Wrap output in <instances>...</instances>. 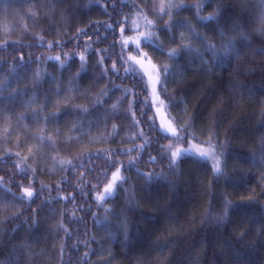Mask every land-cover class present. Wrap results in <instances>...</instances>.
<instances>
[{
  "label": "trees",
  "instance_id": "trees-1",
  "mask_svg": "<svg viewBox=\"0 0 264 264\" xmlns=\"http://www.w3.org/2000/svg\"><path fill=\"white\" fill-rule=\"evenodd\" d=\"M169 2L186 7L160 14ZM200 3L0 0V264H264V0H208L197 12ZM122 27L163 45L139 51L171 68L160 99L185 138L149 128L151 90L139 65L125 72L121 57L137 52L122 53ZM181 34L200 55L169 60ZM229 41L238 56L206 49L222 57ZM140 132L152 141L142 152ZM209 138L219 175L207 160L185 155L170 167L171 151L162 155ZM116 168L127 181L98 207Z\"/></svg>",
  "mask_w": 264,
  "mask_h": 264
},
{
  "label": "snow or ice",
  "instance_id": "snow-or-ice-1",
  "mask_svg": "<svg viewBox=\"0 0 264 264\" xmlns=\"http://www.w3.org/2000/svg\"><path fill=\"white\" fill-rule=\"evenodd\" d=\"M207 2H208V0H202V3L195 5L197 12H199L203 8V4L207 3ZM183 7H186V6L185 5L172 4L171 2H169L167 4H162L161 9H160V14L172 15L173 14L172 12L166 11V10L172 9V8L179 9V8H183ZM160 14H158V15H160ZM197 18L201 22L216 20L215 15L198 16ZM147 24L151 27L152 21H147ZM182 26L185 27L187 29V31H189L191 33L192 37L203 42L204 38L199 33H196L195 31H193L191 29V27H189L188 25H182ZM166 27H169V31H171L170 26H166ZM121 31H122V45H121L122 53H123V49L128 48L129 45L134 46L133 50L135 52H137L136 55L130 54L127 57V60H123L121 57L122 65H128L127 67H125V72L138 75L139 73H137L136 69L134 67H132V65L129 64L128 62L131 61L135 65H139V68L141 70H143L144 76L147 77V86L150 87V89H151V95H152L151 108L155 110V114H154V116H150L148 118L149 122H150L149 128L152 131H158L162 135L163 138H168L169 136H171L177 140L185 138V137H182L180 135V133L183 132L186 134L187 129L183 128V129L178 130L176 127L173 126V122L166 119V117L163 115V110L167 108V105H165L164 101L162 99H160V96L164 93L163 86L167 83V76L170 74L171 68L167 64L158 68L157 65L152 62V59L150 57H148V54L146 52L139 51L141 49L142 43H148V44H154V47L160 49L161 53L164 52L163 45L160 43L154 42V37L156 36V33L152 32V31L139 32V35L137 37L133 38V37L123 36V32H124L123 27H122ZM220 35L223 36L222 30L220 32ZM241 35H242V38L244 40H248V37L246 35H243V34H241ZM170 39L173 40V42L175 41L174 36H170ZM180 40L182 42L180 47L172 48V49L167 51L166 56L169 60L175 61L177 59V57H179L181 55L182 52H187V53L196 52L197 56L200 55V53L196 49L190 47L189 45L183 44V40H184L183 34H181ZM223 48H224V50L222 53V57H218V54L215 50V46L212 44H206V49L211 51L213 57H215V58L219 59V58H227V57H230L232 55H237V56L239 55V51H238V49H236V47L232 41H229V43L224 45ZM48 59L60 60V57L59 56L49 57ZM80 59L83 62V60H84L83 54L81 55ZM61 63L63 66L64 62H61ZM204 63H207V62H204ZM81 68L83 69V63L81 64ZM112 71L113 72L116 71L115 64L113 65ZM39 76H40V73H37V78H39ZM158 85L160 86L159 91H158V87H157ZM145 103H147V101H145ZM113 108L115 109L116 105H113ZM84 111H87V109H84ZM146 111H147L146 109H142L141 110V116L145 115ZM157 118L160 119L159 128H157V126H156V119ZM133 119L134 120L137 119L135 117V115H133ZM113 127L115 129V125ZM139 136L143 137V139H144V143L140 146V151L142 152L144 147L146 145H149L152 141L148 138V136L144 132H140ZM206 143H207V147H204L201 144L192 143L191 141H189L190 147H188V148L176 147L174 150H173V145L170 143V144L163 147L162 155L166 154L168 151H171L170 164H169L170 167L176 166V164L178 163V160L185 155H190L194 159H199V160H213L214 161L213 173H214V175H219L222 172L221 165L223 162L221 161V159L219 158V156L217 155V152L215 150L217 146L214 143H212L211 138H209V140ZM155 159H156V157L150 158V160L152 162H155ZM114 163H115V161H110V166H111V164H114ZM129 164H132V162L129 161ZM133 167H134V165H133ZM121 172H122L121 168H116V170L114 172H112L111 179L109 180V182L105 186L103 193H100L96 197L98 207L103 206V202L107 198L114 197L115 195H117L119 188L123 187V184L126 183L127 177L123 176L121 174ZM137 172L139 173L138 169H137ZM139 175L144 176L146 181L149 183H151L156 178L155 174L139 173ZM23 191L27 197L31 198L33 196V192L31 190L23 189ZM105 211L107 213V212H111L112 210L106 208ZM113 236H114V234L109 233L110 238H113ZM127 239H128L127 229H125V240H127ZM87 255L88 254L86 253L85 256L87 257Z\"/></svg>",
  "mask_w": 264,
  "mask_h": 264
},
{
  "label": "rangeland",
  "instance_id": "rangeland-1",
  "mask_svg": "<svg viewBox=\"0 0 264 264\" xmlns=\"http://www.w3.org/2000/svg\"><path fill=\"white\" fill-rule=\"evenodd\" d=\"M42 72H43V75H42ZM40 71V72H38V71H36V73H35V76L37 77V73H40V76H39V78H37V82L39 81V80H42V78L44 77V76H48V75H50L49 74V72L48 71H46V70H44V71ZM0 74H1V70H0ZM16 79V78H15ZM54 79V77H52L50 80H53ZM55 82V81H54ZM53 82V83H54ZM8 86V87H7ZM9 86H12L11 84H9L8 83V81H7V83H6V87H7V89H6V91H5V95H8L9 94ZM67 86V85H66ZM15 87V86H14ZM68 87V86H67ZM69 88V87H68ZM68 88H65V91L68 89ZM151 90V89H150ZM2 91V90H1ZM58 92H61V89H60V87H59V85L58 84H55V87H54V89L52 90V92L51 93H58ZM55 95H58V94H55ZM63 97H67V94H64L63 95ZM151 101H152V95H151ZM57 100H55V101H53V103H55V104H57ZM163 115L166 117V119H168V117H167V115H166V112H165V110H163ZM158 119V122H159V125H160V119L159 118H157ZM169 120V119H168ZM174 126V125H173ZM203 146V145H202ZM188 147H190V145L188 146ZM188 147H185V148H188ZM204 147H207V146H204ZM209 163H210V165H211V167H212V170H213V163H214V161L213 160H207Z\"/></svg>",
  "mask_w": 264,
  "mask_h": 264
},
{
  "label": "bare ground",
  "instance_id": "bare-ground-1",
  "mask_svg": "<svg viewBox=\"0 0 264 264\" xmlns=\"http://www.w3.org/2000/svg\"><path fill=\"white\" fill-rule=\"evenodd\" d=\"M22 166H23V165H22ZM22 166H21V167H22Z\"/></svg>",
  "mask_w": 264,
  "mask_h": 264
}]
</instances>
